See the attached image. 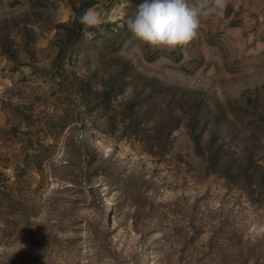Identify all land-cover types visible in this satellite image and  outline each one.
Listing matches in <instances>:
<instances>
[{
	"label": "rangeland",
	"instance_id": "rangeland-1",
	"mask_svg": "<svg viewBox=\"0 0 264 264\" xmlns=\"http://www.w3.org/2000/svg\"><path fill=\"white\" fill-rule=\"evenodd\" d=\"M49 6L55 20L66 22L70 18V11L63 2L56 1ZM209 6L211 11L201 18L196 36L186 45L154 49L135 38L118 54L129 58L147 75L208 90L220 101L239 99L246 91L261 89L264 85V19L261 21L254 16L253 19L259 20L253 24L261 21L262 26L248 29L239 25L238 18L242 17L237 13L232 17L229 10L221 13L211 3ZM135 9L129 0H104L89 11L94 13L92 19L97 26L112 23L114 28H120L125 17L132 15ZM27 10L26 1L13 4V0H0V20ZM53 34V31L45 32L35 43L37 68H48L54 55L48 49ZM86 42L90 60L98 52H102L103 57L108 53L93 35H88ZM21 61L25 59L22 57ZM79 68L80 63L76 61L68 69L82 75L84 67ZM58 94L57 87L47 77L27 65L14 66L0 56V128L6 126L10 118L9 112L2 109V100L15 104L24 95L31 96L34 113L41 118L64 108L62 101L54 110L55 98L60 99ZM70 104L75 113L80 114L77 124H90L80 105L76 101ZM65 137L63 132L58 138L54 162L63 155ZM3 139L0 138V162L5 164V169L1 170L11 181L15 168L23 171L22 193L29 198L27 208L40 226L41 246L46 248L41 263L34 255L24 253L18 264H252L264 247V207L252 209L240 193L226 191L221 180L200 175L198 159L183 130L173 134L172 155L182 158L178 165L169 157L154 164L135 150L130 158L124 155L123 164L137 168L146 179L154 178L157 191L152 188L147 192L156 204H161L154 211H148L147 204L142 207L145 209L136 207L140 206L137 195L128 197L98 182L81 187L67 185L64 192L58 193L61 184L50 177L48 166L44 181L38 186L39 175L23 168L19 163L23 155L18 147L12 142H2ZM46 141L51 143L49 139ZM92 142L105 152L112 146L110 141L98 136ZM121 146L127 152L128 147ZM137 177L136 172L127 179L131 188L128 190L138 187ZM59 222L63 229L57 227ZM9 232L0 237V262L16 264L7 257L21 254L24 241L16 238L15 232ZM45 236L48 239L43 242ZM259 264H264V253Z\"/></svg>",
	"mask_w": 264,
	"mask_h": 264
},
{
	"label": "trees",
	"instance_id": "trees-1",
	"mask_svg": "<svg viewBox=\"0 0 264 264\" xmlns=\"http://www.w3.org/2000/svg\"><path fill=\"white\" fill-rule=\"evenodd\" d=\"M20 1L13 0V4ZM23 1L28 4L27 11L0 20V56L14 66H30L35 73L50 79L60 92V99L54 100V110L62 101L64 108L40 118L34 113L31 96L24 95L15 104L2 100V109L9 112L10 118L0 128V138L18 147L23 155L20 165L39 175L38 186L43 183L48 166L50 177L61 184L58 193L64 192L67 185L81 187L98 182L128 197L137 195L140 206L136 207L145 209L142 207L147 204L148 211H154L161 206L147 193L152 188L157 191L154 178L146 179L137 168L123 164L124 155L130 158L135 150L154 164L169 157L178 165L182 158L172 155L173 134L183 130L198 159L200 175L221 180L226 191L240 193L252 209L264 207V85L242 93L239 99L220 101L208 90L147 75L129 58L119 55L135 39L124 22L120 28H114L112 23L97 26L80 22L85 12L104 0ZM56 1L63 2L70 11L66 22L54 19L49 4ZM129 1L135 7L143 2ZM48 31L54 32L48 45L54 55L48 68H37L35 43ZM88 35L106 47V59L98 52L95 60H90ZM76 61L80 63L79 69L84 67L82 75L68 69ZM73 101L80 105L90 124H77L80 114L70 107ZM63 132V155L54 162L53 153ZM95 136L111 142L108 152L93 144ZM121 144L128 147L127 152ZM1 165L0 237L11 231L8 234L15 232L16 238L24 241L22 253L7 258L18 264L20 256L26 253L41 263L46 248L41 246L40 226L27 208L29 198L22 193L23 171L15 168L11 181L1 170L5 164ZM136 172L139 185L128 190L131 188L127 179ZM57 227L63 229L60 222ZM46 239L47 236L43 242ZM263 253L262 246L252 264H259Z\"/></svg>",
	"mask_w": 264,
	"mask_h": 264
},
{
	"label": "clouds",
	"instance_id": "clouds-1",
	"mask_svg": "<svg viewBox=\"0 0 264 264\" xmlns=\"http://www.w3.org/2000/svg\"><path fill=\"white\" fill-rule=\"evenodd\" d=\"M214 6L222 13L224 0H214ZM210 11L209 0H143L132 15L125 17L124 23L142 44L154 49H174L196 36L201 18ZM93 16L94 13L85 12L80 22L95 23Z\"/></svg>",
	"mask_w": 264,
	"mask_h": 264
},
{
	"label": "crops",
	"instance_id": "crops-1",
	"mask_svg": "<svg viewBox=\"0 0 264 264\" xmlns=\"http://www.w3.org/2000/svg\"><path fill=\"white\" fill-rule=\"evenodd\" d=\"M214 0H209L211 5H214ZM242 2L244 4L242 5ZM224 12L229 10L232 12V17L237 13L242 19H239V25L243 27H248V29H257L261 27V21L264 19V0H224ZM215 10H217L215 8ZM259 17L261 19L260 23L253 24L254 21L257 22L259 19H253V17ZM256 27V28H255Z\"/></svg>",
	"mask_w": 264,
	"mask_h": 264
}]
</instances>
